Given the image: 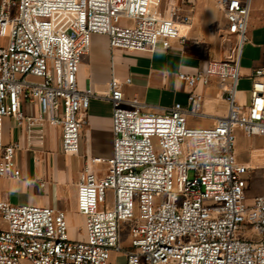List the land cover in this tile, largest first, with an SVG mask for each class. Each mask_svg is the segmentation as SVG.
<instances>
[{
    "label": "built area",
    "instance_id": "1",
    "mask_svg": "<svg viewBox=\"0 0 264 264\" xmlns=\"http://www.w3.org/2000/svg\"><path fill=\"white\" fill-rule=\"evenodd\" d=\"M212 1L234 45L196 75L178 76L191 88L218 79L227 111L197 128L188 116H204L202 94L154 111L125 95L131 79L115 76L113 57L105 94L77 80L93 34L106 35L111 51L184 44L192 21L183 7L196 0H0V179H22L20 145L3 142L6 117L30 145L44 144V124L57 127L62 153L76 156L90 101L104 98L113 131L112 155L85 157L79 175L81 238L69 236L63 211L12 204L0 189V264H109L113 251L126 264H264V191L250 202L245 193L246 175L264 170V142L248 148L246 161L235 151L236 129L264 139V65L249 76V103L237 100L252 0Z\"/></svg>",
    "mask_w": 264,
    "mask_h": 264
},
{
    "label": "crops",
    "instance_id": "2",
    "mask_svg": "<svg viewBox=\"0 0 264 264\" xmlns=\"http://www.w3.org/2000/svg\"><path fill=\"white\" fill-rule=\"evenodd\" d=\"M206 2V3H205ZM217 7L215 3L196 0L194 6L184 5L183 11L191 17V25L184 44L171 41V47L165 50L159 47L154 52L127 51L114 49L111 51L108 38L103 34H95L106 40L104 66L96 63L92 50L80 64L77 80L81 88L90 86L95 92L105 94L111 79V60L114 61L115 76L120 81L131 79L124 85L127 97L137 96L149 104L152 110L162 112L175 103L187 105L188 93L194 90L203 95L202 111L204 116L194 118L188 116L190 127H211L218 117L227 111L226 101L219 87V81L211 78L206 85L198 84L191 88L179 78V73L196 75L205 68L210 60H221L228 56L231 48L230 39L225 35L227 22L223 16L216 24L211 19L209 10ZM199 10L201 24H195L194 12ZM219 10V9H218ZM233 38V37H230ZM92 45V43H91ZM258 51L257 59L250 52L245 56V45L240 58L242 79H250L254 68L264 65V40L253 44ZM247 52V51H246ZM246 60V63L243 61ZM15 120L6 117L2 120L3 142H16L20 145L17 160L22 171V179H0V189L5 200L20 205H37L51 207L65 213L69 229H71L72 209L77 211V183L84 167L85 157L108 158L113 150L112 105L104 98H92L85 114V124L81 131L80 149L76 156H66L61 151V133L57 127L44 124V144L30 145L22 129L17 139L12 126ZM18 138H21L18 139ZM106 144L107 150L103 149ZM59 156H66L73 165H60ZM31 180L30 185L27 181ZM41 183L43 185L41 186ZM83 226H84V218ZM83 228V227H82ZM83 236V235H82Z\"/></svg>",
    "mask_w": 264,
    "mask_h": 264
},
{
    "label": "rangeland",
    "instance_id": "3",
    "mask_svg": "<svg viewBox=\"0 0 264 264\" xmlns=\"http://www.w3.org/2000/svg\"><path fill=\"white\" fill-rule=\"evenodd\" d=\"M207 2L212 3V0H205ZM206 3V2H205ZM214 3V2H213ZM199 10H196L194 12L195 17V24L199 25L201 24V14L199 13ZM209 13L211 15V19L215 20L214 29L217 28L216 22L221 18H223V14L220 10L216 9L215 7L211 8L209 10ZM220 19V20H221ZM221 22H223L221 20ZM223 30H225V27H221ZM95 35V34H93ZM91 38L92 43V57L95 59L96 63L99 64L101 67L104 66L105 58L104 54L106 51V40L99 36H93ZM248 41L244 44L245 45V56L252 53V57L254 59L258 58L256 56V49L253 46V44L259 43L264 40V0H252L251 5V12H250V19L248 24V31H247ZM230 43L233 46L234 44V38H230ZM247 51V52H246ZM246 63V60L243 61ZM251 79H240L238 82L237 87V100L243 104H248L250 101L251 96ZM13 133L16 136L15 139H17L18 134H20L19 131L20 128L16 125L12 126ZM235 136H236V145H235V151L237 157L241 161L247 160V150L253 145H260L263 144L264 139L260 137H251L248 138L245 136L244 133L239 131L238 129L235 130ZM21 140V138H18ZM105 144V143H104ZM104 150H107L106 144L103 146ZM58 162L60 165H67L68 163H71L73 165V161H70L68 157L66 156H59L57 157ZM194 173L192 171L189 172V178H193ZM246 180L248 183L247 189L245 190L247 202H250L255 196L261 194L264 191V170H256L252 171L249 175H246ZM15 205H20L18 203H14ZM33 205V204H32ZM108 206H111V203H109ZM76 213L75 208L72 209V215L71 219L69 220L71 223V229H69V236L71 238H81L83 235V219L82 217L78 216ZM129 222L123 221L121 222V236H120V243L123 247H129L131 244V238L129 237ZM80 231V232H79ZM127 257L123 253L119 252H111L109 264H126Z\"/></svg>",
    "mask_w": 264,
    "mask_h": 264
}]
</instances>
